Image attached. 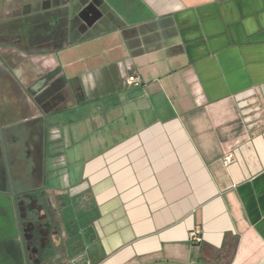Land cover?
Instances as JSON below:
<instances>
[{
    "label": "crops",
    "instance_id": "crops-1",
    "mask_svg": "<svg viewBox=\"0 0 264 264\" xmlns=\"http://www.w3.org/2000/svg\"><path fill=\"white\" fill-rule=\"evenodd\" d=\"M12 2L64 95L14 186L70 209L71 264H264V0Z\"/></svg>",
    "mask_w": 264,
    "mask_h": 264
},
{
    "label": "flooded vegetation",
    "instance_id": "flooded-vegetation-1",
    "mask_svg": "<svg viewBox=\"0 0 264 264\" xmlns=\"http://www.w3.org/2000/svg\"><path fill=\"white\" fill-rule=\"evenodd\" d=\"M18 4L12 2L9 9L0 11V100L22 103L8 120L2 118L0 108V176L6 178L0 191L12 206L18 230V264H71L73 220L67 217L70 209H59L49 200L35 198V188L21 194L14 186L12 170L33 166L35 162L26 149V138L32 136L35 124L31 115L37 106L64 99L59 89L62 80L56 81L55 72L50 69L42 74L34 63L35 27L23 26Z\"/></svg>",
    "mask_w": 264,
    "mask_h": 264
},
{
    "label": "water",
    "instance_id": "water-1",
    "mask_svg": "<svg viewBox=\"0 0 264 264\" xmlns=\"http://www.w3.org/2000/svg\"><path fill=\"white\" fill-rule=\"evenodd\" d=\"M0 212L2 216H5L0 218V241H2L0 243V264L5 259V264H18L20 256V244L16 241L18 239V230L12 215V206L2 194H0ZM4 247L6 248L4 249ZM1 253L5 254L4 258Z\"/></svg>",
    "mask_w": 264,
    "mask_h": 264
},
{
    "label": "built area",
    "instance_id": "built-area-1",
    "mask_svg": "<svg viewBox=\"0 0 264 264\" xmlns=\"http://www.w3.org/2000/svg\"><path fill=\"white\" fill-rule=\"evenodd\" d=\"M125 69L127 71H130L131 70L130 63H128V62L125 63ZM123 84L126 87L139 86L140 85V80L135 75H128V76H124V78H123ZM228 159H227V161H228ZM191 237H192V239L194 241H196L198 243H200L202 241V238L200 236V232L198 230H195L194 232H192Z\"/></svg>",
    "mask_w": 264,
    "mask_h": 264
},
{
    "label": "rangeland",
    "instance_id": "rangeland-1",
    "mask_svg": "<svg viewBox=\"0 0 264 264\" xmlns=\"http://www.w3.org/2000/svg\"><path fill=\"white\" fill-rule=\"evenodd\" d=\"M77 212V215H79V217H78V219H80V216L82 217V219H84L85 217H84V211H83V209H82V207L81 206H78V208L76 209V211L74 210V213H76ZM71 240L73 241V243H72V246H71V248H70V254L72 255V256H74V257H78L79 255H80V250H81V245H80V239H79V237H78V235H76V234H74V235H72V238H71Z\"/></svg>",
    "mask_w": 264,
    "mask_h": 264
}]
</instances>
